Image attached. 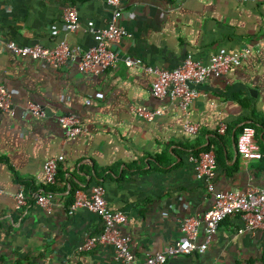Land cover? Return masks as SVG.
Instances as JSON below:
<instances>
[{"label": "crops", "instance_id": "obj_1", "mask_svg": "<svg viewBox=\"0 0 264 264\" xmlns=\"http://www.w3.org/2000/svg\"><path fill=\"white\" fill-rule=\"evenodd\" d=\"M118 20L131 36L110 45L126 57L152 66L174 68L192 54L207 62L219 52L245 46L253 52L222 76L198 85L200 95L187 111L169 97L152 93L154 75L142 66L120 64L94 75L76 63L43 68L31 57L14 54L0 42V83L13 93L17 113L0 112V264H121L110 244L78 252L87 235L103 229L102 219L86 208L74 214L69 205L78 188L98 183L114 210L128 213L122 228L139 261L184 237L181 219L202 216L213 194L196 175L191 156L210 147L219 168L217 190L264 186V0H122ZM74 6L81 27L69 31L63 18ZM107 0H0V33L20 45L60 43L88 49L97 41L87 23L107 27L113 16ZM252 91L255 93H252ZM32 99L48 115H25ZM161 108L153 120L135 107ZM74 111L89 127L87 134L67 137L57 116ZM187 119L200 124L185 129ZM228 124L225 134L218 128ZM245 124L256 128L260 159L245 161L237 136ZM64 155L57 180L44 181V164ZM24 190L28 204L17 208L11 193ZM51 195L46 209L35 195ZM240 214L226 217L204 252L180 254L165 264H264V229L239 232ZM204 225L199 241L205 240Z\"/></svg>", "mask_w": 264, "mask_h": 264}, {"label": "built area", "instance_id": "obj_2", "mask_svg": "<svg viewBox=\"0 0 264 264\" xmlns=\"http://www.w3.org/2000/svg\"><path fill=\"white\" fill-rule=\"evenodd\" d=\"M113 7V16L110 24L97 27L93 20L88 21L87 30L91 32L97 43L84 49L81 46H70L60 43L55 47L47 46L41 42L20 45L14 40L4 39L0 33V42L16 55L31 57L39 61L43 68L58 69L70 63H76L78 68L86 74L99 75L109 69H115L120 64L128 67L142 66L147 72L154 75L152 93L159 98L169 97L170 105L187 111L191 104L200 95L198 85L210 75L222 76L232 67L238 66L252 54L253 48L245 46L234 53L219 52L211 55L207 62L196 59L188 54L183 61L174 68L152 66L144 63L140 57H126L110 45L111 41H119L123 37L131 36V32L123 25L118 24L123 13L122 0H107ZM65 26L69 31L81 27L79 13L74 6L66 8L63 15ZM25 115L46 117V107L41 103L27 99L22 106ZM138 115L147 120H153L163 113L161 108L135 107ZM0 112L11 115L17 113V104L14 102L13 93L0 83ZM59 123L65 129L67 137L87 134L89 127L83 123L77 112L70 111L57 116ZM200 124L187 119L185 129L196 133ZM228 129L226 122H221L218 128L220 134H225ZM237 150L245 161L260 159L263 156L262 146L256 135L253 125L245 124L237 136ZM63 154L49 158L44 164V181L53 184L57 180L60 162ZM195 164L196 175L204 181L207 190L213 194L214 203L202 216L191 215L180 221V229L184 237L169 244L162 250L150 253L139 261L131 250V235L123 231L122 226L128 222V213L124 210H114L106 196V187L102 183L93 185L89 191L78 188L75 197L69 205L68 212L74 214L80 208H86L97 214L103 221V229L98 234L87 235L84 242L78 247V252L88 251L98 244H110L114 248L115 258L121 264H165L170 258L180 254L204 252L212 241L221 222L228 216L240 214L244 227L239 232L264 229V186H248L245 190H217L215 178L218 173L219 163L213 149L202 150L191 156ZM0 194H8L0 186ZM16 201L17 208L28 204V195L24 190L11 193ZM38 204L46 209H51L53 200L51 195L39 193L35 195ZM204 225L205 240L199 241L201 227ZM219 264V263H217Z\"/></svg>", "mask_w": 264, "mask_h": 264}, {"label": "trees", "instance_id": "obj_3", "mask_svg": "<svg viewBox=\"0 0 264 264\" xmlns=\"http://www.w3.org/2000/svg\"><path fill=\"white\" fill-rule=\"evenodd\" d=\"M250 125H252V124H250ZM253 126H254V125H253ZM241 129H242V128H241ZM241 129H240V130H241ZM205 149L208 150V149H211V148H210V147H206Z\"/></svg>", "mask_w": 264, "mask_h": 264}, {"label": "water", "instance_id": "obj_4", "mask_svg": "<svg viewBox=\"0 0 264 264\" xmlns=\"http://www.w3.org/2000/svg\"><path fill=\"white\" fill-rule=\"evenodd\" d=\"M255 92V91H254ZM253 91H252V93H254ZM254 95H255V93H254Z\"/></svg>", "mask_w": 264, "mask_h": 264}]
</instances>
